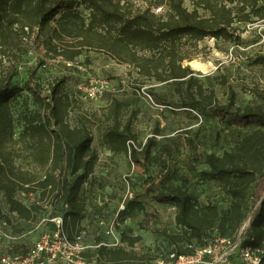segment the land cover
Returning a JSON list of instances; mask_svg holds the SVG:
<instances>
[{
  "label": "rangeland",
  "instance_id": "374dc122",
  "mask_svg": "<svg viewBox=\"0 0 264 264\" xmlns=\"http://www.w3.org/2000/svg\"><path fill=\"white\" fill-rule=\"evenodd\" d=\"M244 1L246 10L255 2V7L264 12V0ZM184 5L189 10L194 7L192 0H184ZM155 9L161 13L166 8ZM198 11L202 16L209 15L204 8L199 7ZM250 18L245 22L234 20L227 39H182L181 63L191 69L195 83L203 87V94L210 95L213 103H226L233 94L235 106L244 107L257 103V93L264 91V62L259 60L264 55V18ZM13 43V48L0 55V78L6 80L15 73L11 85L21 89L10 99L15 136L23 132L25 115L45 111L53 87L66 106V120L72 125L85 123L91 130V146L98 161L79 193L85 209L75 230L64 229L68 237H73L70 240H78L84 246L79 264H111L108 255L98 252L100 246L130 253L129 259L117 264H145L201 245L205 238H190L175 223L174 206L159 203L155 194L165 187L182 185L198 204L215 205L223 213L230 197L207 176L203 157L232 149L249 129L227 125L214 117L207 105L185 104L193 97L201 99L195 86L191 96L182 95L174 84L141 77L132 65L116 62L102 51L87 50L74 62H59L49 58L33 36L18 33ZM195 62L203 68H196ZM80 83L101 85L103 91L96 98L87 99L78 89ZM113 99L121 103L122 119L132 118L136 138L131 145L138 152L136 159L126 153H113L107 146V113ZM148 139L153 142L150 158L142 151ZM44 172L40 170L39 176ZM62 179L57 176V189L61 188ZM67 179L71 182L74 176L67 175ZM56 193L57 190L44 195L39 189L17 190L15 197L31 207L33 213V217L24 219L9 210L0 190V220L6 222L11 235L19 237L13 242L0 240V253L20 250L50 230L52 219H62L66 205ZM129 201L139 202L143 208L125 215L122 211ZM245 222L249 223V217ZM215 232L211 230L207 240Z\"/></svg>",
  "mask_w": 264,
  "mask_h": 264
},
{
  "label": "trees",
  "instance_id": "16d2710c",
  "mask_svg": "<svg viewBox=\"0 0 264 264\" xmlns=\"http://www.w3.org/2000/svg\"><path fill=\"white\" fill-rule=\"evenodd\" d=\"M192 3L194 7L189 10L184 0H138V3L133 0H0V55L4 56L7 49L14 47L15 36L20 33L33 36L49 58L59 62H74L87 50L102 51L116 62L132 65L141 77L174 84L182 95L191 96L195 86L194 91L201 99L193 97L185 104L207 105L211 114L227 125L249 129L232 149L221 155L208 153L203 157L208 166L207 176L229 195V206L220 213L215 205H200L182 185L158 190L155 198L159 203L174 206L175 223L190 238H205L196 246L217 237L233 235L235 238L249 217L242 235L243 245L263 247L264 91L257 93V103L244 107L235 106L233 94L226 103H213L210 95L203 94V87L195 83L191 69L182 65L180 46L183 38L227 39L234 20L250 21L253 15L264 18V12L255 7V2L246 10L244 0H227L229 5L217 0H192ZM160 7L166 9L161 13L153 10ZM199 7L209 15L202 16ZM259 60L264 62V55ZM14 74H9L6 80L0 78V190L9 210L24 219H30L33 213L31 207L15 197L17 190L39 189L41 195L57 190L56 196L63 197L66 205L63 227L75 230L85 209L79 193L98 161L97 152L91 146V130L85 123L72 125L66 120V106L53 87L45 111L25 115L23 132L15 136L10 99L21 89L11 85ZM120 106L117 99L110 104L106 143L113 153H126L136 159L138 152L131 145L136 138L132 118L122 119ZM152 144L148 139L142 146L147 158ZM40 170H45L42 177ZM67 175L74 179L70 182ZM57 176H63L60 189L56 188ZM142 208L141 203L129 201L122 212L129 215ZM211 230L216 232L207 240ZM191 247L177 253H190L194 249ZM98 252L108 255L107 261L111 264L130 258V253L122 248L100 246Z\"/></svg>",
  "mask_w": 264,
  "mask_h": 264
},
{
  "label": "built area",
  "instance_id": "2783aa9c",
  "mask_svg": "<svg viewBox=\"0 0 264 264\" xmlns=\"http://www.w3.org/2000/svg\"><path fill=\"white\" fill-rule=\"evenodd\" d=\"M159 8L155 9L158 10ZM78 89L87 99L103 91L100 85L80 83ZM53 227L41 233L32 243L16 252L0 253V264H79L84 246L70 240L62 219H52ZM248 222L242 223L235 238L217 237L209 243L194 247L190 253H169L145 264H264V247L243 245L242 235ZM5 221L0 220V240L14 241ZM236 258L238 260H236Z\"/></svg>",
  "mask_w": 264,
  "mask_h": 264
},
{
  "label": "bare ground",
  "instance_id": "6f19581e",
  "mask_svg": "<svg viewBox=\"0 0 264 264\" xmlns=\"http://www.w3.org/2000/svg\"><path fill=\"white\" fill-rule=\"evenodd\" d=\"M194 66H195L196 68H203V65L200 64V63H198V62H195V63H194Z\"/></svg>",
  "mask_w": 264,
  "mask_h": 264
}]
</instances>
